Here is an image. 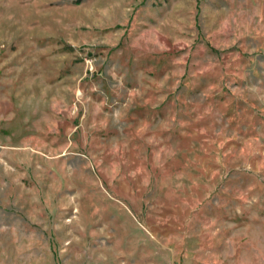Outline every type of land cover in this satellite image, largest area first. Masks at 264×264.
I'll return each mask as SVG.
<instances>
[{
	"label": "rangeland",
	"instance_id": "obj_1",
	"mask_svg": "<svg viewBox=\"0 0 264 264\" xmlns=\"http://www.w3.org/2000/svg\"><path fill=\"white\" fill-rule=\"evenodd\" d=\"M0 264H264V0H0Z\"/></svg>",
	"mask_w": 264,
	"mask_h": 264
}]
</instances>
